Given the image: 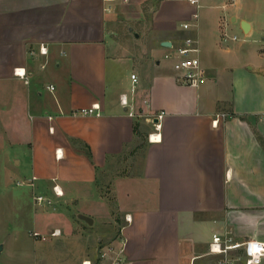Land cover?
<instances>
[{
	"label": "crops",
	"instance_id": "crops-1",
	"mask_svg": "<svg viewBox=\"0 0 264 264\" xmlns=\"http://www.w3.org/2000/svg\"><path fill=\"white\" fill-rule=\"evenodd\" d=\"M145 1L0 0V132L19 149L16 164L28 163L30 178L36 176L32 195L52 199L33 204L34 230L62 234L71 205L85 229L79 214L92 224L94 217L120 224L112 238L125 241L126 264H214L205 255L212 228L264 240V54L243 64L244 76L232 62L214 59L219 22L238 18L223 0H203L199 9L187 0H152L150 26L133 36L142 38L138 46L121 22L131 14L145 18ZM244 20L250 32L253 21ZM183 22L194 25L184 29ZM186 36L199 47L198 87L180 83L173 61L164 59L170 46L162 42L178 46ZM127 49L136 58L130 74L139 77L135 105L142 116L129 115L120 101L131 95L128 76L116 74ZM94 103L99 115L74 113ZM160 112L159 139L151 140L147 114ZM139 146L140 171L110 175L107 198L102 178Z\"/></svg>",
	"mask_w": 264,
	"mask_h": 264
},
{
	"label": "rangeland",
	"instance_id": "rangeland-1",
	"mask_svg": "<svg viewBox=\"0 0 264 264\" xmlns=\"http://www.w3.org/2000/svg\"><path fill=\"white\" fill-rule=\"evenodd\" d=\"M151 1L148 0L139 4V8L148 13L145 18L138 20L136 15L131 14L132 18L121 22L123 30H125L124 34L128 33L129 40H135L136 45L141 47L142 38L133 40V36L135 31H146L150 26ZM228 6L232 12L238 14V18L236 21H232L227 16V21L222 19L219 22V29L216 31L217 47L215 48L217 50L214 53V59L224 64L232 62L239 69H242L237 75L244 76L248 74V70L243 67V64L247 60L257 63L262 59L261 55L264 54V0H237ZM128 10L134 11L131 6H128ZM201 10L203 11L204 8ZM242 16L253 21L254 26L250 32L243 30ZM129 26L133 27L130 29ZM201 29H203L202 24ZM224 34L230 38L225 39ZM234 35L237 36L235 40L231 38ZM118 38H122V42L127 43L125 36L122 37L119 34ZM126 54L125 59L117 67L116 74L128 76L130 79V72L136 69V58L131 50L128 52L127 49ZM262 61L264 64V55ZM126 83L124 78L123 86H126ZM130 84L131 79L130 83L128 82V92ZM235 89L237 90L236 85ZM2 137L0 132V142L3 141V144H0V264H83L84 259H90L92 264H96V247L99 248L101 244L113 242L112 235H115L116 226L118 227L120 224L113 225V222L111 224L106 223L100 221L98 217H94V224L87 223L85 229L80 227L75 220L74 215L76 213L74 210L76 206L70 205L67 208L71 217L69 229L65 227L62 234L57 236H51L49 233L40 231L47 236L45 238L34 237L32 231H34L33 220L36 207L33 206L32 187L26 183L20 185L16 183L18 180L29 181L30 165L25 162L16 164L12 154L18 153L19 149H13L12 147L15 145L8 146L4 141L6 139L3 140ZM141 141L143 144V140ZM6 148L9 149L6 151ZM143 148L139 146L135 151L136 153L128 154L126 163L125 161L118 163L112 173H108V176L102 178V190L107 198L112 197L106 185L110 175L124 171L139 172L144 155ZM6 152L9 155L7 159L5 158ZM113 216H119L117 210H114ZM61 226L60 228H63ZM97 233L98 236L100 235L99 237H102L101 241H98ZM87 235L92 237L87 240Z\"/></svg>",
	"mask_w": 264,
	"mask_h": 264
},
{
	"label": "built area",
	"instance_id": "built-area-1",
	"mask_svg": "<svg viewBox=\"0 0 264 264\" xmlns=\"http://www.w3.org/2000/svg\"><path fill=\"white\" fill-rule=\"evenodd\" d=\"M191 5L199 9L202 6L203 0H187ZM237 0H223V6L233 4ZM198 17V13H194V18ZM194 24L191 22H183L182 28L189 29ZM226 39L228 36L223 35ZM232 39H237V36H232ZM39 50L42 54L47 53V47L40 45ZM164 58L173 61V68L177 71V80L180 83L187 84L193 87H198L202 80V70L199 59V47L197 39L193 36H186L181 45H170L169 50L164 53ZM15 74L27 80L26 71L24 68H16ZM130 97L122 95L120 98L121 104L127 109L131 116H142L143 111L139 112L135 105V97L138 91L139 77L135 72L130 74ZM143 103L148 105L147 99ZM99 104L94 103L90 107H82L74 111L75 114H95L99 115ZM148 119L154 125V131L150 133L151 140L159 139V129L161 128L160 120L163 113L147 114ZM156 119V120H155ZM36 176H32L28 182L17 181V184H24L34 187V180ZM54 193L57 196L63 194L60 186L55 183L52 186ZM33 203L36 205L51 204L52 199L43 194L33 193ZM51 236L61 234L60 229H53L48 232ZM32 235L36 238H45L47 235L39 231H32ZM126 243L120 239L119 243L107 242L100 245L96 251V264H126L125 256ZM205 255H213L215 257L214 264H264V240L243 238L238 239L231 228L223 226L221 228H212L211 239L208 243V248ZM83 264H92L90 259L83 260Z\"/></svg>",
	"mask_w": 264,
	"mask_h": 264
},
{
	"label": "water",
	"instance_id": "water-1",
	"mask_svg": "<svg viewBox=\"0 0 264 264\" xmlns=\"http://www.w3.org/2000/svg\"><path fill=\"white\" fill-rule=\"evenodd\" d=\"M242 28L245 32H248L249 29V23L247 21H242ZM170 41H163L162 45L164 46H170ZM156 120V119H155ZM78 217H80L81 219H83L84 221H86L89 224L93 223V218L88 216V215H84V214H79Z\"/></svg>",
	"mask_w": 264,
	"mask_h": 264
}]
</instances>
